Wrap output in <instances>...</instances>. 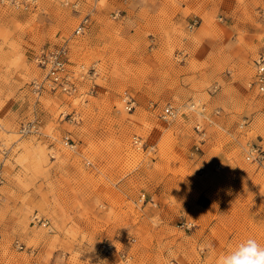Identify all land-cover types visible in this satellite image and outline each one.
<instances>
[{
	"label": "rangeland",
	"instance_id": "rangeland-1",
	"mask_svg": "<svg viewBox=\"0 0 264 264\" xmlns=\"http://www.w3.org/2000/svg\"><path fill=\"white\" fill-rule=\"evenodd\" d=\"M44 46L96 74L37 95ZM262 53L264 0H0V264H220L264 246Z\"/></svg>",
	"mask_w": 264,
	"mask_h": 264
},
{
	"label": "built area",
	"instance_id": "built-area-1",
	"mask_svg": "<svg viewBox=\"0 0 264 264\" xmlns=\"http://www.w3.org/2000/svg\"><path fill=\"white\" fill-rule=\"evenodd\" d=\"M6 3H9L15 9H27L32 2L36 0H3ZM87 18L77 25L75 32L77 34L83 32L86 28ZM195 23V22H194ZM37 67L41 70V77L34 79L31 83L32 91L37 95H40L42 91L46 90L50 93H62L65 95H74L78 92L79 89V79L83 78L84 73L96 74L95 65H91L88 68H85L83 64L73 66L71 63L68 48L65 46H49L41 47L34 57ZM254 88L258 93H264V53L260 54L255 60V74L252 81ZM92 92V90H91ZM135 106V101L133 99H128L126 102L125 108L131 110ZM194 105H191L193 108ZM177 109L174 108L171 104L165 105L163 108L161 117L164 120L173 119L177 116ZM37 123L31 121L30 123L24 124L20 131L22 133H28L36 129ZM198 131H201L199 126H196ZM66 139V144H68ZM138 139H135V143H138ZM72 145V144H70ZM255 153V154H254ZM249 156L254 159H262L264 154L263 150L259 147H252L249 150ZM2 177L0 176V183H2ZM33 220L40 222L41 219L37 215L33 216ZM42 225H46L47 221H41ZM193 223L191 221H186L181 223L183 228H191ZM19 249L22 248L21 244L17 245ZM121 258L124 260L125 264H131L129 257L122 253Z\"/></svg>",
	"mask_w": 264,
	"mask_h": 264
},
{
	"label": "clouds",
	"instance_id": "clouds-1",
	"mask_svg": "<svg viewBox=\"0 0 264 264\" xmlns=\"http://www.w3.org/2000/svg\"><path fill=\"white\" fill-rule=\"evenodd\" d=\"M220 264H264V246L255 239H248L222 256Z\"/></svg>",
	"mask_w": 264,
	"mask_h": 264
}]
</instances>
